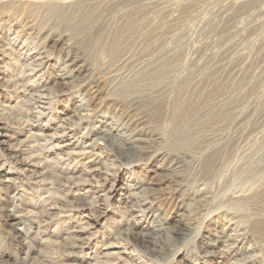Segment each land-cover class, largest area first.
Masks as SVG:
<instances>
[{"label":"rangeland","instance_id":"374dc122","mask_svg":"<svg viewBox=\"0 0 264 264\" xmlns=\"http://www.w3.org/2000/svg\"><path fill=\"white\" fill-rule=\"evenodd\" d=\"M140 1L134 0V3H130L131 6H121L114 12L101 8L100 11L96 10V14L87 15L81 10L80 19L74 21L73 11L70 10L62 12L61 16L51 15L47 10H0V30L7 33L11 28V36H7L9 38L15 35L22 22L35 20L33 26L24 27L25 31L21 33L32 48L42 49L45 33L70 37L85 57L89 73L101 81L99 98L103 103L106 102L103 109L98 116L92 115L87 121H79L73 112L74 101H87L89 96L84 91L75 90L71 96L55 95L60 88L53 84L58 66H63L67 58L58 49L52 51L54 60L44 68L45 77L52 81L50 85L52 92H55L51 94V117L56 123L61 117H68L75 125L76 136L98 133L102 125L110 121H117L119 124L125 122L114 101L107 99L118 93L110 84H106L121 53H129L132 61L128 66L129 71L124 69L120 74L124 77L129 73V82L135 79L136 73L157 66L165 74L156 84L154 80H148V84L144 86L146 92L140 90L146 96L151 92L150 95H156L160 90L164 91V100L159 110L150 111V115H153L152 127L144 128L151 130L155 134L154 138L156 137L149 155L136 157L131 154V150L123 163L112 162L116 167L110 172L112 175L103 173L101 178L104 175L107 178L103 186L92 187L82 183L69 193L70 197L73 195L86 205L96 196L107 193L110 198L102 207V216L94 212L71 210L69 207L71 211L62 212L64 215L58 221L36 230L34 224L24 217L25 209H33L38 201L45 198L48 186L40 178L37 180L17 175L11 160L0 158V208H6L7 213L14 215L18 221L17 225L11 226L0 218V264H90L103 252L115 249L123 251L122 255L131 259L132 264H234L249 255H253L249 264H264V239L259 238L258 226L255 225L257 211L262 208V203L264 205V198L258 204L246 205L240 211L233 208L235 204L232 201V195L264 190V0ZM79 20L83 21L82 25ZM101 26L108 28L103 29ZM10 52L15 59L7 64V76L23 74L25 57L15 49ZM31 79L33 77L27 82ZM7 84L0 85L3 88L0 89V108L2 104L13 106L8 114L0 112L5 132L12 134V137H6L7 144L17 143L23 138L30 146L34 140L29 139L28 129H24L18 122L20 118H26V112L31 107L23 98L19 99L15 95L11 84ZM164 84L167 86H163ZM188 112H192L193 118L199 120L201 125L197 126L198 129L194 126L191 128L189 133L192 132V138L198 136L200 139L205 135L217 141L212 148L219 150L216 158L220 162L218 161V166L209 167V157L206 154L200 151L192 153V158L177 169L181 182L178 185L173 182L168 184L165 178H168L174 166L169 160L153 161V156L158 149L177 150L180 147L185 132L190 130L181 122V118ZM38 119V115H34L32 122ZM52 120L50 124L53 123ZM39 122L45 124L47 120L40 118ZM131 130V126L125 125L118 134L128 135ZM40 139L45 150H51V146L55 144L49 136ZM85 141L86 144L91 142L87 139ZM104 143L98 140L97 146L100 148ZM58 153L56 150L49 156L53 158L49 163L52 173L56 174L53 175L62 176L73 171L76 176L85 178L83 172L89 165L86 163L87 159L74 157L63 160L60 159L61 153ZM25 155L26 152H22L21 156ZM105 160L106 158L103 162L107 161ZM107 163L112 164L111 161ZM118 167L120 170H117ZM110 188L112 192H108ZM54 191L62 195L68 190L60 187ZM128 201L133 209L129 213H123ZM151 201L154 203H149ZM175 218H182L183 224H177ZM87 222L92 228L86 235L94 239L88 247L90 249H85L73 258L67 257L69 250L64 247L42 241L46 237L61 241L68 228L83 223V226L88 225ZM170 226L179 228L180 231L171 230ZM126 227L153 238L159 246L151 247L150 251L145 250L138 241L128 245L119 239L123 243L107 249L109 243L120 235L119 231ZM216 229H225L226 236L240 241L242 238L238 235L245 232H253L255 236L248 235V240L236 241L240 252L231 256L226 253L231 251L230 247L222 243ZM252 246L256 248L249 251ZM222 250L225 255L211 256L213 252Z\"/></svg>","mask_w":264,"mask_h":264},{"label":"bare ground","instance_id":"6f19581e","mask_svg":"<svg viewBox=\"0 0 264 264\" xmlns=\"http://www.w3.org/2000/svg\"><path fill=\"white\" fill-rule=\"evenodd\" d=\"M133 1L134 0H0V10L1 11H11V10L17 11V10H20L21 8L25 10H29V12H33L34 10L35 11L36 10H39V11L47 10L50 12L51 15L60 14V16L62 15V12H65L66 10L67 11L70 10V12L73 11L72 20L74 21L76 19H80L79 11L81 10L85 11V14L87 15H90V14L94 15V13L96 14V10L100 11L101 8L102 10H108V11L114 12L115 9H118L121 6H123L122 8H124V5H128ZM136 5L134 4V6ZM45 16H46V13H45ZM37 17H40V16H37ZM37 20L38 19H36V21ZM33 21L35 22V20H29L27 22H22L23 24H21L20 27L15 25V27H19V28H17L15 35L10 38L7 36H11L9 33V32H12L11 28H9L7 33H3L0 30V85L4 86V84H7V83L11 84L14 87L15 95L18 96L19 99L23 98L28 103V105H30L31 108L28 110V112H26L27 113L26 118L25 117H23L25 119L20 118V121L18 120L19 121L18 123L24 129H28L29 134H30L29 139L31 138L32 141L34 140L30 146L26 144V140H23V138L22 140L20 139L17 143L7 144L6 137L10 138L12 137L11 136L12 134L9 135L8 133L5 132L4 129L6 128H4L2 124L4 121L0 120L1 121L0 122V158L11 160L12 164L15 166L17 170L16 172L17 175H20V176L26 175L27 177L29 176L32 178H36L37 180L40 178V181L46 187L48 186L46 188L47 189L46 191H48V195L45 198H42L40 201L38 202L36 201L37 203L34 205L33 209H25L26 211H25L24 217L30 220L34 224L36 230L39 231L45 226L51 224L52 222L58 221L60 218H62L64 215L62 214V212L65 213L71 210H78V211H84V212H94L100 216L103 215L102 207L103 205H105V203L110 198L107 195V193H105L103 196H96L95 198H93V201L91 203L86 205V204H83V202L80 203L79 198H75L73 195L70 197L69 196L71 194L70 191L75 186L82 184V183L90 184L92 187L103 186L105 181L107 180V178L104 176L112 175L110 174V172L116 169V167L113 166L114 164L112 162L123 163L125 157L131 153L130 152L131 150L133 151L131 154H133L136 157L149 155V152L153 150V147L155 145L154 143L156 142V137L154 138L155 134L151 133L150 132L151 130L147 131L144 128L150 129V127H152L151 117L153 115H150V111L159 110V106L162 105L163 100H164L162 97L164 91L163 89L162 90L159 89L161 92L158 91L159 92L158 94L150 95L152 93L151 92L149 96H146V95H143L144 93L143 94L140 93V90L145 91L144 86L148 84L147 82L148 80L152 79L155 81V84H156V81L164 77L165 74L157 66L156 68L146 70V71L140 70L141 72L135 74V79L129 82V79H130L129 73L126 74L124 77L120 76V74L123 72L124 69H126V71L129 69L128 66L131 65L130 63L132 61L130 60L131 59L130 55H128L129 53L128 54L121 53L118 59L115 58L117 59L115 62L116 64L114 65L115 70L111 72L110 75H108L107 83L106 82L105 83L110 84L109 86L115 88L114 89L115 92L118 93L116 94V96H113V95L108 96L107 99L114 101V103L117 105L118 112L120 113L119 115L122 116L123 120L125 121L124 122L125 124L124 123L119 124L117 121H110V122H107L106 125L103 124L102 129L98 133H93V134L86 133L85 135L76 136L75 125H73V123L70 122V119L68 117L66 116L61 117L57 123L54 122L51 117L52 116V105H53V99H52L51 94H54L55 92L54 91L52 92V87H51L52 85H50L52 81L48 77H45L44 70L46 69L44 68L46 64L51 65L50 62L52 61V59L54 60L51 54L52 51L58 49V52H60L61 54H66L65 57L67 58L66 60H64L66 61L65 64L63 63L64 64L63 66H58L57 73L55 72L56 79L54 80L53 84H55V86H60L59 90L55 93V95L56 96H59V95L71 96L73 91L75 90V91H84V93L89 96V99L87 101L85 100H75L74 101L75 107L73 109V112L79 121L81 122L87 121L88 117L92 115L98 116L100 111L103 109L106 102L103 103V101H100V98H99L100 89H101V81H99L97 77H94L93 75L89 73L90 70L86 66L85 57L81 55L79 49H77V47L74 45L73 40L65 34L53 35L51 32L45 33L46 36H44V45L42 49L35 48V47L32 48L28 39L27 38L24 39L21 36V33L25 31L24 27L33 26ZM79 21H80V24L82 25L84 20L83 21L79 20ZM73 24L74 23H72V25ZM126 24H128V21ZM86 26L84 27V29L86 28ZM69 27L70 26H68V28ZM101 27L103 29L108 28V27H103V26ZM72 34L74 35L73 32ZM14 49L17 50L21 56L25 57V60H24L25 67L23 68L24 72L23 74H19L16 76H7L5 72L6 67H8L7 64L10 60L15 59L13 57L14 55L12 56L10 52L11 50H14ZM148 54H147V57H148ZM161 61L162 60H160V62ZM167 65H168V62H167ZM31 77H33V79L27 82V80ZM163 86H167V85L164 84ZM0 89H3V88L0 87ZM238 105L239 104H237V106ZM1 106L2 107L0 108V112L3 115L8 114L7 113L8 110L13 108V106L5 105V104H2ZM225 113L226 112H224V114ZM34 115H38L39 119L46 118L47 123L41 124L39 122V119L36 120L35 122H32V117H34ZM193 116L194 114L192 112H188L184 114L183 118H181L182 120L181 122L183 123V125L185 126L187 125L190 130H187L185 132L183 143L182 144L180 143V145L178 144L180 147L177 150L158 149L154 153L153 161L156 160V162H158V161L169 160L171 162L172 167L174 166V168L171 169L168 178H165L168 184H172L173 182L174 184L178 185L179 182H181V175L179 174V172H177V169L184 166V164L187 163L188 159L192 158L193 156L192 153H195L197 151H200L202 154L204 155L206 154L205 155L206 157H209L207 158L209 167L218 166L219 160L217 159L218 157L216 158V155H217L216 152L219 150L217 148H212L213 145L217 141L212 140V138L205 136V135L201 136L200 139L198 138V136L192 138V132L191 134L189 133V131H191V128L193 126L201 127V125H199L200 121L193 118ZM176 117L177 116H175V118ZM51 120L53 121L52 124H50ZM125 125L131 126L132 128L131 133L128 135L126 134L119 135L120 134L119 132L122 129H124ZM144 133H146V136H144ZM48 136L50 137V139H53L55 141V144L51 146V150L43 149L42 147L44 144L41 143V139H40L42 137H48ZM86 139L91 140V142L86 144V141H85ZM98 140L99 141L102 140L105 142L103 146H101L100 148L97 146ZM56 150L59 151L58 154L61 153L60 159H63V160H69L74 157H84L85 159H87L86 163H88L89 165L85 164L87 165L83 172L85 174V178L81 176H76L75 172L73 171L72 172L68 171L69 173L66 175L63 174L62 176H55L56 174L52 173V168H51L52 166H49V163L52 162L53 158L49 156L51 152L52 153L56 152ZM22 152H26V155L21 156ZM104 158H106L107 161H111L112 164H109L110 162L107 163L106 160H105L106 162H103ZM117 170H120V168L118 167ZM103 173L106 175H104L101 178ZM11 180L12 178H10V181ZM92 180H94V183H95L94 185H93ZM56 185H58V188H56ZM60 187L63 190H68V191L63 193L64 195L63 194L58 195L54 191V189H59ZM254 191L250 194L247 193V194L232 195V201L235 204V207L233 208H236L238 209V211H240V210H243V208L246 205L253 204L254 206V204L256 203L258 204V202H260V199L264 198V195H262L264 194V190L263 192L262 191L254 192ZM108 192H112V189L110 188ZM133 196L134 195H132V197ZM152 200H154V198H152ZM149 203L153 204L154 202L151 201ZM179 203H180V200L177 202V205ZM69 207H71L72 209L70 210ZM130 209L132 210L133 208H132V204H129V201H128L126 202V205L124 206L123 213H129ZM251 211H252V208H251ZM257 212H258V217H257V220L255 221V225L258 226L259 238L264 239V205L263 203H262V208ZM235 214H237V211L235 212ZM13 216L14 215L7 213L6 208H3V207L0 208V218H2V220L6 224L14 226L16 223H18V221L16 220V217H13ZM176 222L177 224L178 223L183 224L182 223L183 219L182 218L176 219ZM83 224L82 225L78 224V226H71L70 228H68L65 231V235L61 238L62 239L61 241H58V242L53 241L47 238L46 236H45L46 239L42 238L43 240L42 239L41 240L43 242H48L51 244L60 245L61 247H64L65 249L69 250L67 253V257L73 258L77 256L78 253L80 252L82 253L85 249H87L91 245L94 239V237L90 235L88 236L86 235L87 232L92 228L91 224L89 222L86 223L88 225L83 226ZM170 227H172L170 228L171 230L176 229L175 231L177 232L180 231L179 228H175L173 226H170ZM127 228L128 227H126V229L124 230L122 229L123 231L120 230L119 231L120 235L118 237H115L116 239L114 238L111 242L109 241L110 243L108 242L109 248L107 249H112L113 247H117L116 245H119V243L122 242V241L120 242L119 239L123 240V242L128 245H133L134 241H138L139 244L145 247V250L150 249V251H151V247L154 248L155 246H159L157 245V243H155V240L153 238H149L146 234L137 233L138 231L134 232L132 229H129V228L127 229ZM252 233L245 232L241 235H238L239 238L240 237L242 238L240 241L237 238L232 239L231 237L226 236L225 229H220V230L216 229V234L219 236L222 243L226 245V247L227 246L230 247L231 251L230 252L226 251V253H228V255H231V256H234V253L240 252V249H237L238 246L235 244V242L236 241L242 242V240H245L248 238V235L255 236ZM52 234H55V233L53 232ZM123 234H125L124 237H123ZM255 248L256 247L252 246L249 248V251H252ZM224 252L225 251L223 250L215 251L211 254V256L217 257V256L225 255ZM123 253L124 252L120 251L119 249L109 250V251L103 252V254L101 255L99 254L100 256L98 257V259L96 257L95 262L93 261L94 263H90V264H132L131 259H127L126 257H124L122 255ZM79 257H81V255ZM252 260H253V255H249V256H246L245 258L240 259L234 264H249L251 263ZM35 261L36 259L34 258V262Z\"/></svg>","mask_w":264,"mask_h":264}]
</instances>
